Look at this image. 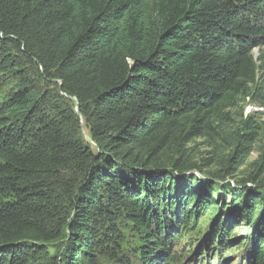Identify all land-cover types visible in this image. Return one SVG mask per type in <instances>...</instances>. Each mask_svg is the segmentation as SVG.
I'll return each instance as SVG.
<instances>
[{
    "label": "trees",
    "instance_id": "1",
    "mask_svg": "<svg viewBox=\"0 0 264 264\" xmlns=\"http://www.w3.org/2000/svg\"><path fill=\"white\" fill-rule=\"evenodd\" d=\"M246 99L264 105V0H0V264H264L263 184L200 179L187 148L241 163L258 120L226 125ZM214 192L194 259L171 253Z\"/></svg>",
    "mask_w": 264,
    "mask_h": 264
},
{
    "label": "rangeland",
    "instance_id": "2",
    "mask_svg": "<svg viewBox=\"0 0 264 264\" xmlns=\"http://www.w3.org/2000/svg\"><path fill=\"white\" fill-rule=\"evenodd\" d=\"M259 54L260 53L258 50H254V55L256 58L259 56ZM37 79L41 84L46 87L54 88L55 86V84L53 85L52 81L47 80L46 78H43L40 75L37 77ZM247 115H252L253 118H256V120H258V125L261 129L258 130L257 136L253 138V142L249 148L250 150L245 156L244 160L240 161L241 163L230 162V160H228L229 155L234 156L235 154V148L234 146H231L232 142L225 143L221 140H218V143L215 144L213 141H210L207 138H197L194 140V142H191L187 145L189 151L188 154H190L194 158V161H196L198 164H202V159H205L206 161L204 162L207 165L204 169V172H211L212 175L205 176L204 172L200 173L197 170H193L192 173L199 176L200 179L207 178L210 181H216V179L221 178L225 180V182L230 184L229 186L218 185V187H227L229 189L234 188L236 190L248 188L249 192L262 190V187L257 184L262 183L264 186V105H262L260 102H252L251 100L246 99L240 104L239 108L233 111L232 117L233 119H235L234 124L232 125V123L228 122L226 128L228 129V131H235L236 127H238L241 123V116L242 118H246ZM82 132L85 138L89 140L87 134L88 131L85 128L84 124L82 127ZM65 174L71 175L73 174V170L66 171ZM253 179L256 183L252 182ZM218 192L220 193V195H223L221 191ZM216 194L215 192L213 193V198L214 201L218 203L219 213L216 212V216H213L212 213H209V211H204L203 215L198 218L195 227L187 231V234H185V237L178 242V245L176 246L175 243L171 245V253H176L178 256H183L185 254L188 255L189 253V258L186 257V261L190 260L191 262V260L194 259L192 258V256L196 253L199 244H201L206 238V236L210 233L216 217L218 215H221V213H226V210L225 212H222V205L224 202L229 201V197H219ZM227 213V215L232 216L231 212ZM245 222V219L239 218L238 223L231 225L230 232H234L233 234L238 235H230L231 240L239 239V235L243 234ZM239 225L240 229H238L237 227ZM64 240L65 237H60L58 239H54L48 242L47 244H45V246L48 248V251L51 255L59 256L64 248ZM133 241L134 243L137 242L136 239H134ZM125 247L126 243L123 244V249H125ZM217 247L218 246H216V248ZM207 249V247H204L202 251L205 253ZM224 250V252L228 254L230 249L226 247ZM212 254H214V251ZM208 258L209 255L207 254L203 256V260L201 259V261H203V264H211V262H213V264H238L239 262L241 264H246L244 258H241V260L240 258L236 260L233 257L221 259L218 262L217 256L214 261ZM234 260H236L237 262ZM184 263L185 261L183 262V264ZM194 263L196 264V262ZM103 264L116 263L109 260H103Z\"/></svg>",
    "mask_w": 264,
    "mask_h": 264
}]
</instances>
